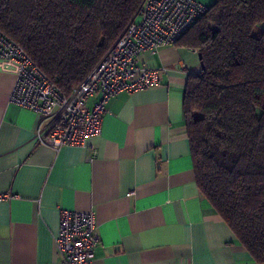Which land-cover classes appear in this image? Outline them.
<instances>
[{"label": "crops", "instance_id": "0c3cea01", "mask_svg": "<svg viewBox=\"0 0 264 264\" xmlns=\"http://www.w3.org/2000/svg\"><path fill=\"white\" fill-rule=\"evenodd\" d=\"M135 60L159 70L158 84L111 97L98 134L55 150L34 140L39 116L11 100L19 63L0 57V264H63L64 209L95 212L91 264H264L195 182L182 101L198 52L170 44Z\"/></svg>", "mask_w": 264, "mask_h": 264}, {"label": "trees", "instance_id": "16d2710c", "mask_svg": "<svg viewBox=\"0 0 264 264\" xmlns=\"http://www.w3.org/2000/svg\"><path fill=\"white\" fill-rule=\"evenodd\" d=\"M142 2L0 0V34L67 96ZM173 44L201 55L182 101L197 187L264 263V0H214Z\"/></svg>", "mask_w": 264, "mask_h": 264}, {"label": "built area", "instance_id": "2783aa9c", "mask_svg": "<svg viewBox=\"0 0 264 264\" xmlns=\"http://www.w3.org/2000/svg\"><path fill=\"white\" fill-rule=\"evenodd\" d=\"M206 8L197 0H143L136 18L67 96L19 44L0 34V57L19 63L11 100L39 116L35 142L57 150L83 145L88 137L98 134L108 99L122 91L158 84L159 70L136 64V56L173 44ZM95 94L97 99L88 107V98ZM99 241L93 210H61L54 243L63 264H91Z\"/></svg>", "mask_w": 264, "mask_h": 264}, {"label": "water", "instance_id": "95a60500", "mask_svg": "<svg viewBox=\"0 0 264 264\" xmlns=\"http://www.w3.org/2000/svg\"><path fill=\"white\" fill-rule=\"evenodd\" d=\"M199 58H201V55L198 53Z\"/></svg>", "mask_w": 264, "mask_h": 264}]
</instances>
